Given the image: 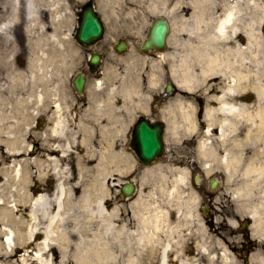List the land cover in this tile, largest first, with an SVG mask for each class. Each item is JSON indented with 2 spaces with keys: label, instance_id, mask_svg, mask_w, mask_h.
<instances>
[{
  "label": "flooded vegetation",
  "instance_id": "obj_1",
  "mask_svg": "<svg viewBox=\"0 0 264 264\" xmlns=\"http://www.w3.org/2000/svg\"><path fill=\"white\" fill-rule=\"evenodd\" d=\"M27 1L0 0V20L3 12L15 11L10 23L9 55L2 53L0 44V90L11 85L9 97L14 103L23 102L27 141L22 157L7 156V152L0 148L1 155L8 158L3 162L0 160V168L14 166L20 159H24L27 165V181L23 184L16 181L6 184L1 176L3 193L14 196L11 200H17L12 206L13 211L28 219L33 197L39 193L53 195L57 180L66 168L71 179L74 176L80 178L81 153L86 156L84 141L108 142L109 133L117 142L123 141L118 147L132 149L135 125L144 121L152 127H163L164 150L155 164L167 166L159 160L168 155L169 136L186 148L188 160L185 163L188 165L172 167L189 171L191 184L201 190L204 225L216 241L220 240L226 246L235 264H258L252 261L255 255L264 259V243L253 239L252 233L240 223L238 205L249 196L236 193L238 189H246L247 185L253 186L256 181L253 170L260 168L257 162L264 165V124L255 116L260 105L254 89L255 47L252 46L250 52L253 58L249 63V75L232 96L225 94L229 89L228 72H224V76L221 72L212 76L204 91L194 92L181 88L178 76L182 72L178 61L188 53V43L194 40L192 20L198 18L202 0H102L104 7H100V0H30L34 10L31 15L27 14ZM257 1L264 11V0ZM91 4L105 31L128 32L108 37L104 33L102 39L82 45L77 34L82 14ZM242 8L240 24L243 27L238 31L236 41L245 47L249 39L244 31L252 24L255 9L250 8L245 0ZM162 21L168 28L165 48L146 50L145 42L150 38L151 30ZM262 26L264 28V20ZM134 30L137 31L135 37L129 32ZM262 34L264 38V29ZM127 41L135 43L137 54L149 61L160 60L161 55L166 57L169 53L168 64L164 63L161 70H157L169 79L168 84L128 87L121 84L122 77L116 75L117 71L110 73L106 70L108 58L113 61L123 58L125 54L119 53L118 49L120 42ZM229 41L232 46L234 41ZM92 57H97L98 61L93 62ZM81 77L84 83L79 87L76 82ZM100 81L103 84L98 86ZM211 95L225 96L230 102L242 105L248 116L235 120L234 129L228 126L224 134L221 129L226 121L219 118L220 127L213 128L209 141L220 160L208 171L198 146L207 131L204 112ZM178 99L197 108L199 134L184 128L183 123L179 124L176 133L168 131L164 117L170 112H166V108ZM66 143L68 151H65ZM226 155L232 161L230 168L224 163ZM185 156L181 154V158ZM32 172L37 174L35 179ZM263 185L264 180L259 183V186ZM256 188L250 196H256ZM0 202L7 203V200L4 198Z\"/></svg>",
  "mask_w": 264,
  "mask_h": 264
},
{
  "label": "bare ground",
  "instance_id": "obj_2",
  "mask_svg": "<svg viewBox=\"0 0 264 264\" xmlns=\"http://www.w3.org/2000/svg\"><path fill=\"white\" fill-rule=\"evenodd\" d=\"M245 1L248 2L250 8L255 9V18L252 24L245 28L244 32L247 34L249 42L244 47L236 41L238 31L243 27L240 20L243 15L242 3L244 0H202L198 18L192 20L193 29H195L193 30L194 40L188 43L190 45L188 53L178 61L179 69L182 72L178 79L182 89L194 92L204 91L212 76L219 72L224 76V72H228L227 85L229 89L225 94L232 96L242 85L244 78L249 75V63L253 58L250 55L252 46L256 49L255 60L257 62L263 60L258 52L264 53V43L259 31L264 11L257 0ZM218 7L221 13L220 10H217ZM32 8L33 5L28 0L27 14H33ZM14 16L15 11L7 14L4 23L0 25L1 31L7 30L9 33V25ZM228 40L234 41L232 46H229V43L232 42H228ZM161 56L163 59H168L169 53L166 54V57L165 54ZM128 68L129 66L126 69ZM258 69H261V66L257 65L256 78L260 76ZM244 70H247L246 74L243 73ZM102 84L100 81L97 85ZM126 86L130 87L128 82ZM254 89L258 102L263 105L257 108L255 116L260 118L264 124V82L258 84L256 80ZM184 102L178 99L170 107L167 105L166 112H170V114H166L164 119L168 131L176 133L179 124L183 123L184 128L194 134H199V122L196 119L197 108ZM207 103L204 112L207 131L205 137L200 138L198 149L204 165L210 171L220 160L209 141L213 128L220 127L219 118H224L226 121H223L225 126L221 129V134H224L228 126L234 129L235 120L248 116V114L245 115L247 112L245 107L230 102L225 96L211 95ZM20 148L17 146L16 150L18 151ZM106 148H108V143H106ZM103 159L99 158V161L93 166V170L101 173L104 176L102 178L104 181L109 170ZM223 159L227 168H230L229 166L232 164L230 157L226 155ZM129 160L132 162V159ZM257 164L260 165V168H257L256 171L253 170L256 180H254V185H247L248 187L243 191L238 189L237 195L244 193L250 195L256 185L264 180V165L259 162ZM17 169L16 171L19 173V168ZM170 172L176 175L171 181L168 176ZM229 173L231 174L232 171L229 170ZM247 173L250 172L247 171ZM62 179V177L58 178L56 191L53 195L39 193L33 197L28 219L14 216L15 212L12 206L17 204V200H11L14 196H7L0 187V200L4 198L7 200V203L0 202L3 203L0 204V238L1 243L7 247L5 254L12 253L17 246L23 247L21 253L17 254L18 258L13 262L3 260V255H0V264H150L153 260L156 264H169L171 253L179 260V264H189L188 259L186 261L182 256L181 227H184L187 222L190 225L192 221H198L203 230H205V226L200 221L196 209V206L199 205L198 197L193 192L187 193L185 190L190 188L187 169L160 163L145 168L142 171L141 181L144 184L148 183L146 187L150 190L147 194L142 192L137 194L136 200L131 204V216L128 219L120 218L119 206L113 205L108 209L105 200L106 194L86 193L82 194L79 199H74V190L69 193V189L64 185ZM91 188L95 189L96 187L91 186ZM98 188L100 187L98 186ZM103 188L106 193V188L104 186ZM259 188H262L259 201L249 205L245 204L243 208H247L248 214L253 219L252 231L256 237H262L264 240V187L259 186ZM93 195H97V198L94 199ZM161 201L167 205L173 201L177 202V206L174 208L177 220L173 223L168 207L164 206L165 204ZM10 203H12L11 206ZM119 218L120 220H117ZM70 231L90 234L91 238L86 240L85 245H88L86 252L89 253L92 249L93 256L84 255L86 252L79 253L77 245L74 246L69 238L64 237ZM38 233L42 236L36 244V249L28 250L27 246L31 244L33 237ZM54 234H61V237H64L63 243L61 238L54 237ZM205 236L208 238L207 234ZM51 243L54 246H51ZM219 244L222 251V264H234L231 261L232 258L230 257V260L228 258L229 254L225 245L221 242ZM197 250L201 254L208 253L207 243L198 242Z\"/></svg>",
  "mask_w": 264,
  "mask_h": 264
},
{
  "label": "rangeland",
  "instance_id": "obj_3",
  "mask_svg": "<svg viewBox=\"0 0 264 264\" xmlns=\"http://www.w3.org/2000/svg\"><path fill=\"white\" fill-rule=\"evenodd\" d=\"M105 2V1H103ZM102 3V0H101ZM99 5H100V1H99ZM102 6L104 7L105 5L102 4ZM5 14V15H4ZM8 12H3V16H7ZM2 22H0L1 24ZM125 33L128 32L127 30H107V37L109 35H116L117 33ZM131 32L134 37L136 36L137 31H129ZM10 31L9 34L7 32V30H5L4 32H0V44L2 46V53L9 55L10 54ZM2 42H5V44L3 45ZM134 50V48H133ZM260 53V54H259ZM259 56L263 58V54L261 52H258ZM160 61V63H159ZM166 63L168 64L167 58L166 59H160V60H147L144 59L142 57H140L137 54V51H132V52H128L127 55H124L122 59H118L116 61H113L112 58H108L107 59V63H106V70L108 72H116V75L119 77H122V81L121 84L124 85L126 80L127 82H130L131 85H135V86H141V85H156V86H162L165 83L169 82V79L167 77H164L162 74L158 73L157 70H161L163 64ZM110 64H115V66H110ZM147 64V65H146ZM257 65L261 66V69H258V73L260 76H258L256 78L258 84L259 83H263L264 82V58L263 60H260L259 62L256 61V69H257ZM127 66H129L128 69ZM167 68V65L164 67V69ZM157 71V72H156ZM260 104V103H259ZM262 105V104H260ZM24 127L20 126V125H13L11 127L6 126V124H2V120H0V134L1 133H13L16 135L17 138V145H21L23 146L24 141L21 140L20 135L23 134L24 131ZM169 144H168V155L166 156L165 159L159 160V162L163 163V164H169V165H176V166H183L185 167V165H188V163H185L186 160H188V153H186V148L183 147V145L181 144L180 146V142L175 141L174 138L169 136V139H167ZM108 155H106L104 157V160H108V163H106L105 161V165H108V169L112 168V171L109 170V174L105 176L104 181H103V175L97 171H94L93 169L91 170L90 175H84L81 171V179H78L77 176H74V178H72L71 180H69L70 177H68L66 179V187L69 189V193L74 190L75 192V196H78L79 194H93L95 192H100L102 194H106L105 195V200L107 201V203H112V204H116V206L120 207L119 210V214H120V218H127L131 216V204L136 200V198L134 199H129V200H124V201H120L117 197V192L115 191V188H117L116 186H111L110 182L115 183V182H119V180L124 181V180H128L130 178L134 179L136 185L139 188L138 193L142 192L147 194V192H149L148 190H150L149 188L147 189L146 185H148V183L144 184L141 181V175H142V167L139 166V164L137 163V159L136 157H133V153L131 152V150L127 149L126 147L123 148L122 150H118L116 149V147H118L119 143H123V141L117 142L116 140H108ZM106 143L101 142V143H93L91 145L92 150H94V152L96 153L97 149H99V147H103ZM94 147V148H93ZM24 147H21V149ZM74 148V147H73ZM97 148V149H96ZM120 149V148H119ZM75 150V148H74ZM94 152L88 153L87 157H84V160L82 159L81 161V165L83 166V164H89L90 166L95 165L98 161H99V156L97 154H94ZM181 154H186L185 158L182 157L184 160L180 161L181 158ZM81 155H84L83 153H81ZM6 159L8 160L7 157H2L0 156V160L1 162H3ZM132 159V162L129 160ZM134 161V162H133ZM103 162V165H104ZM9 169L7 167H5L4 165L0 168V176H4L5 177V181L6 184L9 182H12L10 179V172H8ZM120 171V173H119ZM24 175H22V181L24 180ZM170 181L176 176L175 173L170 172L168 174ZM195 176V175H194ZM193 176V177H194ZM9 178V179H8ZM36 176L33 175V179H35ZM116 178V179H114ZM75 185V186H74ZM74 186V187H73ZM91 186H95V189H91ZM98 186L100 188H98ZM103 186L106 188V193L104 191ZM110 188L112 189V191L110 190ZM184 190V189H183ZM187 193H194L198 199H199V204L201 203V197H200V188H198V186L192 185V187L190 186V188H186L185 189ZM155 192V191H154ZM155 194V193H154ZM80 195V196H81ZM94 199L97 198V195H93ZM161 203H164V201ZM165 204V203H164ZM113 206V205H112ZM164 206L168 207L167 209H169L171 216H172V223L177 220V218L175 219V210L174 208L177 206V202L173 201V203L170 204H165ZM111 206L108 207V209ZM196 209L198 210V206H196ZM199 213V211H198ZM200 214V213H199ZM240 215L241 216H246L248 215V210L247 208L244 209L242 207H240ZM200 217V221L203 219L202 215L199 216ZM117 219V220H120ZM188 225V222L186 223V225L182 228V235H183V240H182V245H181V251H182V256L184 259H188V263L189 264H204L205 258H203L204 256L199 253V251L197 250V243H203L206 242V240H209V245L213 248V246L215 245V243L213 242V237L212 235H210V239L207 238L205 235V230H203L200 226V224L198 223V221H192V223L190 225H188V228H186ZM55 235V234H54ZM54 237H59L62 240H64V237L69 238L72 241V244L75 246L77 245V249L79 253L82 252H86L87 251V246L85 245V242L88 238H91L90 234L87 232H72L70 231L68 234H66V236L61 237V234L55 235ZM39 238V236H38ZM37 240V239H36ZM32 242L28 248L35 250L36 249V244L37 241ZM202 241V242H201ZM51 246H54L53 243H51ZM85 246V247H84ZM21 249L18 247L17 250H14L12 253L10 254H5L7 251V247L1 243V238H0V255H3V260L9 261V262H13L14 260H16L18 258L20 254ZM57 250V247H56ZM211 253L213 252L212 249ZM18 251V252H17ZM58 251V250H57ZM87 253V254H86ZM84 253V255H89V256H93V251L92 249H90V252H86ZM202 255V257H201ZM150 264H156L155 260L151 261ZM169 264H179V260L176 259V256L174 254H170V261Z\"/></svg>",
  "mask_w": 264,
  "mask_h": 264
},
{
  "label": "water",
  "instance_id": "obj_4",
  "mask_svg": "<svg viewBox=\"0 0 264 264\" xmlns=\"http://www.w3.org/2000/svg\"><path fill=\"white\" fill-rule=\"evenodd\" d=\"M166 29L167 26L164 22L159 25V28H155L152 34L154 39L148 41L147 46H151L153 44L162 45V39ZM102 32L99 19L94 15L93 9L88 8L82 15V23L78 32L80 42H91L100 37ZM96 60V58H93V61ZM77 83L79 86H82L83 78H79ZM134 148L141 162L146 165L153 163L159 156L162 155L164 150L163 127L161 125H158V127H151L145 122L138 124L136 126ZM123 190L126 195H131L134 190L133 184H127L124 186Z\"/></svg>",
  "mask_w": 264,
  "mask_h": 264
}]
</instances>
